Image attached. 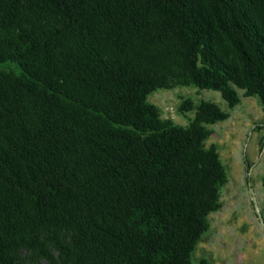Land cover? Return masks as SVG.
<instances>
[{
    "label": "trees",
    "instance_id": "1",
    "mask_svg": "<svg viewBox=\"0 0 264 264\" xmlns=\"http://www.w3.org/2000/svg\"><path fill=\"white\" fill-rule=\"evenodd\" d=\"M175 84L264 109V0H0V264H192L227 113L162 119Z\"/></svg>",
    "mask_w": 264,
    "mask_h": 264
},
{
    "label": "rangeland",
    "instance_id": "2",
    "mask_svg": "<svg viewBox=\"0 0 264 264\" xmlns=\"http://www.w3.org/2000/svg\"><path fill=\"white\" fill-rule=\"evenodd\" d=\"M236 90L239 101L233 107L219 91L194 84H175L147 95V102L156 106L162 119L184 128L191 125L200 101L214 102L227 113L223 120L203 124L208 130L203 144L216 147L225 180L219 186L220 206L208 214V228L191 252L192 264L202 260L205 264H264V231L253 213L255 207L264 219V109L257 96ZM246 176L252 184L254 207L249 202ZM21 254L19 264L47 263L27 249H21Z\"/></svg>",
    "mask_w": 264,
    "mask_h": 264
},
{
    "label": "flooded vegetation",
    "instance_id": "3",
    "mask_svg": "<svg viewBox=\"0 0 264 264\" xmlns=\"http://www.w3.org/2000/svg\"><path fill=\"white\" fill-rule=\"evenodd\" d=\"M244 182H245V185H246L247 190H248V196H249L250 205H252L254 207V199L252 198V184H251L250 178L246 176L245 179H244ZM253 211H254L253 212L254 213V217L259 222L262 230L264 231V228H263L264 219L262 217V214L255 207L253 208Z\"/></svg>",
    "mask_w": 264,
    "mask_h": 264
},
{
    "label": "water",
    "instance_id": "4",
    "mask_svg": "<svg viewBox=\"0 0 264 264\" xmlns=\"http://www.w3.org/2000/svg\"><path fill=\"white\" fill-rule=\"evenodd\" d=\"M263 228H264V223H263Z\"/></svg>",
    "mask_w": 264,
    "mask_h": 264
}]
</instances>
